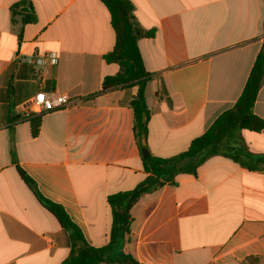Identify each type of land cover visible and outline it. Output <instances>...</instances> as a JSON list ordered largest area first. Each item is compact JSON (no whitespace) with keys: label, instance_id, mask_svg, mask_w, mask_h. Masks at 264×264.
Here are the masks:
<instances>
[{"label":"crops","instance_id":"1","mask_svg":"<svg viewBox=\"0 0 264 264\" xmlns=\"http://www.w3.org/2000/svg\"><path fill=\"white\" fill-rule=\"evenodd\" d=\"M130 1L140 28L155 31L138 41L151 75L143 148L170 158L241 96L264 42V0ZM30 13L35 20L25 23ZM115 43L102 0H0V264H62L71 251L68 231L19 169L95 247L110 241L108 196L147 177L131 107L138 86L100 93L119 71L104 59ZM48 52L58 64L41 81L34 58ZM40 89L75 104L39 116L33 136L35 117L22 111ZM254 113L264 120V82ZM239 137L248 152L264 154V129ZM130 213L118 255L140 264H264V169L215 155L197 175L179 174L176 185L143 195Z\"/></svg>","mask_w":264,"mask_h":264},{"label":"trees","instance_id":"2","mask_svg":"<svg viewBox=\"0 0 264 264\" xmlns=\"http://www.w3.org/2000/svg\"><path fill=\"white\" fill-rule=\"evenodd\" d=\"M111 14V24L116 33L113 50L104 56L105 62L119 65V71L104 79L100 93L138 86V92L131 101L134 112V132L143 148L149 134L150 110L146 102V86L151 75L146 71L139 49L141 37H153L155 31L140 28L135 17V7L130 0H102ZM20 5L12 7L13 16ZM25 23L33 22L35 16L26 14ZM264 34V21H263ZM264 82V42L241 96L233 107L221 113L208 130L190 143L188 149L170 158L150 155L143 159L147 177L135 188L108 196L112 226L108 245L95 247L88 243L81 228L71 219L65 209L45 198L35 182L25 172L19 173L39 204L68 231L71 242L69 256L62 264H140L132 256L118 251L130 233L131 209L139 199L164 185H176L179 174L197 175L198 168L209 158L222 154L235 162L253 170L264 169V154H253L243 147L239 134L242 130L261 132L264 120L254 113V106ZM32 134L38 135L40 117L32 120Z\"/></svg>","mask_w":264,"mask_h":264},{"label":"built area","instance_id":"3","mask_svg":"<svg viewBox=\"0 0 264 264\" xmlns=\"http://www.w3.org/2000/svg\"><path fill=\"white\" fill-rule=\"evenodd\" d=\"M58 64V56L54 52H48L34 58V65L37 67V78L43 81L50 69ZM75 101L67 94H58L55 91L47 92L40 89L38 93L24 105L22 111L26 120L45 113L73 106Z\"/></svg>","mask_w":264,"mask_h":264},{"label":"water","instance_id":"4","mask_svg":"<svg viewBox=\"0 0 264 264\" xmlns=\"http://www.w3.org/2000/svg\"><path fill=\"white\" fill-rule=\"evenodd\" d=\"M23 11H29L27 8H23L22 9ZM143 158H147V157H149L150 156V154H149V150L147 149V148H143Z\"/></svg>","mask_w":264,"mask_h":264}]
</instances>
